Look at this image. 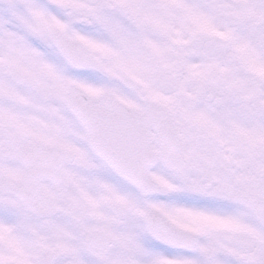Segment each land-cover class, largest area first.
Segmentation results:
<instances>
[{
    "label": "snow or ice",
    "instance_id": "obj_1",
    "mask_svg": "<svg viewBox=\"0 0 264 264\" xmlns=\"http://www.w3.org/2000/svg\"><path fill=\"white\" fill-rule=\"evenodd\" d=\"M0 264H264V0H0Z\"/></svg>",
    "mask_w": 264,
    "mask_h": 264
}]
</instances>
